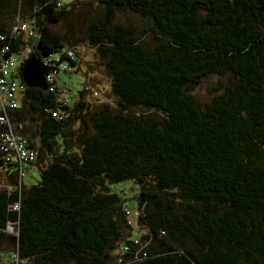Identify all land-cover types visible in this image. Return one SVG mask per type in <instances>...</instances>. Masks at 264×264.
<instances>
[{"label":"trees","instance_id":"16d2710c","mask_svg":"<svg viewBox=\"0 0 264 264\" xmlns=\"http://www.w3.org/2000/svg\"><path fill=\"white\" fill-rule=\"evenodd\" d=\"M96 2L86 45L115 104L93 109L78 45L51 27L67 4L0 0L4 55L21 44L10 26L32 19L29 56L84 73L74 100L57 103L58 85L23 84L7 111L35 157L4 162L0 149V230L11 222L16 232L6 264H264V0ZM121 9L138 28L114 21ZM146 32L151 48L139 40ZM210 76L219 91L202 106L189 89ZM57 108L62 119L50 115ZM29 166L38 178L25 185Z\"/></svg>","mask_w":264,"mask_h":264},{"label":"rangeland","instance_id":"374dc122","mask_svg":"<svg viewBox=\"0 0 264 264\" xmlns=\"http://www.w3.org/2000/svg\"><path fill=\"white\" fill-rule=\"evenodd\" d=\"M62 3L67 4L68 13L63 20V22L52 25V29L59 32L65 33L67 37L71 40V42L76 43L78 45L76 56L82 58L90 73L88 77V85L85 93L83 94V100L88 102L94 108H100L103 100L109 102L110 105L115 104V97L111 93L109 89V76L106 71L103 69L101 65H99V57L93 48H89L86 45V37H85V26L86 22L89 21L92 17L99 15L102 12V8L99 7L96 0H62ZM115 22H121L127 26L137 27L140 24V19L135 13H130L125 9H121L116 12V16L114 19ZM140 43L145 48H151L155 43H157L155 36L146 32L140 37ZM19 64V61L17 62ZM18 78H16L17 80ZM218 77L210 76L207 78H203L199 84L192 86L189 89V92L201 103L202 106L210 102L212 96L217 93L218 83H216ZM57 85L59 88L64 90V95L70 99L74 97L78 93V91L82 90L84 87V73L83 69L80 68L76 71L70 73H58L56 77ZM92 91H96L98 94H93ZM103 97V99L101 97ZM77 96L73 98L76 99ZM72 99L68 101V103H72ZM147 114L154 115L156 117L160 116V113L153 112L152 110H147ZM79 122L74 123L76 127ZM26 175L22 178V182L25 185L33 184L37 181L38 172L34 166H29L25 169ZM4 180L3 169L0 168V188ZM130 187L129 189L133 191L135 190V185L132 182H122V185H126ZM16 234L15 228L11 225H8L4 230H0V264H6L7 257L10 256L8 253H2V248H4V244L6 243V235L7 234Z\"/></svg>","mask_w":264,"mask_h":264},{"label":"built area","instance_id":"2783aa9c","mask_svg":"<svg viewBox=\"0 0 264 264\" xmlns=\"http://www.w3.org/2000/svg\"><path fill=\"white\" fill-rule=\"evenodd\" d=\"M9 33L13 36L20 35L21 44L19 47L7 53L3 54V51L9 49L8 45H4L0 49V124L4 129L0 132V149L4 152V162L15 160L21 164L30 163L35 153L32 149L27 148L26 140L24 137L15 133L12 130V123L9 120L7 111L18 106L21 91L23 89V83L18 77V69L20 63L27 58L33 49V40L36 37L35 26L32 19L24 20L21 22L14 23L9 28ZM6 37V35H5ZM9 37V35H8ZM3 35H0V39ZM70 54V52H68ZM56 59V57H54ZM51 60V59H49ZM19 61V64L17 63ZM42 64L46 67V71L43 75V79L48 90L56 87V77L58 66L62 63L55 64L53 61H43ZM16 78H18L16 80ZM64 93L58 92L56 94L57 103H65ZM65 110L57 108L50 111V115L57 119L65 117ZM20 175H24V170L20 169ZM12 208H17V204L14 203ZM8 225L12 226L11 222H7Z\"/></svg>","mask_w":264,"mask_h":264},{"label":"water","instance_id":"95a60500","mask_svg":"<svg viewBox=\"0 0 264 264\" xmlns=\"http://www.w3.org/2000/svg\"><path fill=\"white\" fill-rule=\"evenodd\" d=\"M46 67L33 56L25 58L19 68L20 80L26 87L45 89L43 75Z\"/></svg>","mask_w":264,"mask_h":264}]
</instances>
